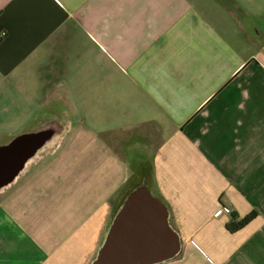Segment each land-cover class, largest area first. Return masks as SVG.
Instances as JSON below:
<instances>
[{"label":"crops","instance_id":"1","mask_svg":"<svg viewBox=\"0 0 264 264\" xmlns=\"http://www.w3.org/2000/svg\"><path fill=\"white\" fill-rule=\"evenodd\" d=\"M137 191L149 264H264V0H0V264H96Z\"/></svg>","mask_w":264,"mask_h":264},{"label":"water","instance_id":"2","mask_svg":"<svg viewBox=\"0 0 264 264\" xmlns=\"http://www.w3.org/2000/svg\"><path fill=\"white\" fill-rule=\"evenodd\" d=\"M134 243L138 245L135 254L131 246ZM177 244L166 210L150 193L137 191L112 226L96 264L157 263L175 254ZM135 255L136 263L133 262Z\"/></svg>","mask_w":264,"mask_h":264},{"label":"trees","instance_id":"3","mask_svg":"<svg viewBox=\"0 0 264 264\" xmlns=\"http://www.w3.org/2000/svg\"><path fill=\"white\" fill-rule=\"evenodd\" d=\"M255 215L256 212L253 211L248 215L246 214L239 218L237 213L231 212L230 219L226 222L225 226L228 231H231V233L235 232L236 230L242 228L246 223L250 222Z\"/></svg>","mask_w":264,"mask_h":264},{"label":"built area","instance_id":"4","mask_svg":"<svg viewBox=\"0 0 264 264\" xmlns=\"http://www.w3.org/2000/svg\"><path fill=\"white\" fill-rule=\"evenodd\" d=\"M2 35H5V32H2ZM223 211L221 209H219L217 212H215L214 216H216V218L221 217L222 216Z\"/></svg>","mask_w":264,"mask_h":264},{"label":"rangeland","instance_id":"5","mask_svg":"<svg viewBox=\"0 0 264 264\" xmlns=\"http://www.w3.org/2000/svg\"><path fill=\"white\" fill-rule=\"evenodd\" d=\"M55 133H56V132H55ZM60 134H61V133H57L56 135H53V136H54L53 138L58 139L59 136H60ZM46 148L48 149V151H49V150H52L51 147H50V148L46 147ZM43 152H44V151H43Z\"/></svg>","mask_w":264,"mask_h":264},{"label":"bare ground","instance_id":"6","mask_svg":"<svg viewBox=\"0 0 264 264\" xmlns=\"http://www.w3.org/2000/svg\"><path fill=\"white\" fill-rule=\"evenodd\" d=\"M28 161V160H27Z\"/></svg>","mask_w":264,"mask_h":264}]
</instances>
